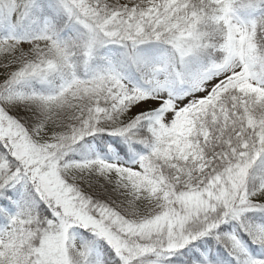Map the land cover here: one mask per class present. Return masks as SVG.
<instances>
[{"label": "snow or ice", "instance_id": "snow-or-ice-1", "mask_svg": "<svg viewBox=\"0 0 264 264\" xmlns=\"http://www.w3.org/2000/svg\"><path fill=\"white\" fill-rule=\"evenodd\" d=\"M0 264H264V0H0Z\"/></svg>", "mask_w": 264, "mask_h": 264}]
</instances>
